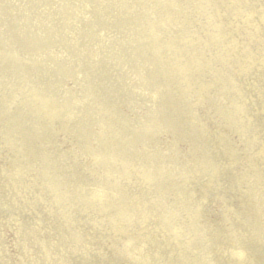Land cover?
I'll return each mask as SVG.
<instances>
[{
  "label": "bare ground",
  "instance_id": "obj_1",
  "mask_svg": "<svg viewBox=\"0 0 264 264\" xmlns=\"http://www.w3.org/2000/svg\"><path fill=\"white\" fill-rule=\"evenodd\" d=\"M0 264H264V0H0Z\"/></svg>",
  "mask_w": 264,
  "mask_h": 264
},
{
  "label": "rangeland",
  "instance_id": "obj_2",
  "mask_svg": "<svg viewBox=\"0 0 264 264\" xmlns=\"http://www.w3.org/2000/svg\"><path fill=\"white\" fill-rule=\"evenodd\" d=\"M237 141H234V143H236ZM176 190V189H175ZM223 199V200H222ZM222 199H220L219 201L221 202V200H222V202H224L225 200H226V198H222ZM127 239H125V241H126ZM118 242H121L120 240L118 241Z\"/></svg>",
  "mask_w": 264,
  "mask_h": 264
}]
</instances>
